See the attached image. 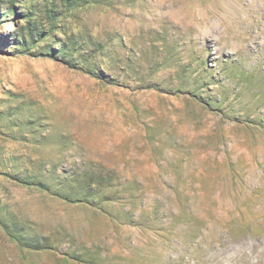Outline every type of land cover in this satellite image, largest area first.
<instances>
[{"label":"rangeland","instance_id":"rangeland-1","mask_svg":"<svg viewBox=\"0 0 264 264\" xmlns=\"http://www.w3.org/2000/svg\"><path fill=\"white\" fill-rule=\"evenodd\" d=\"M0 264H264V0H0Z\"/></svg>","mask_w":264,"mask_h":264}]
</instances>
